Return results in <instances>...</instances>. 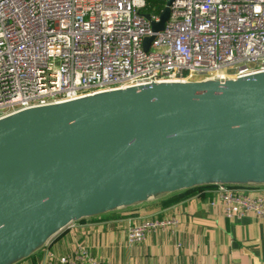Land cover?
I'll return each instance as SVG.
<instances>
[{
	"label": "water",
	"instance_id": "obj_1",
	"mask_svg": "<svg viewBox=\"0 0 264 264\" xmlns=\"http://www.w3.org/2000/svg\"><path fill=\"white\" fill-rule=\"evenodd\" d=\"M216 184L264 185V71L1 115L0 264L29 257L71 222Z\"/></svg>",
	"mask_w": 264,
	"mask_h": 264
},
{
	"label": "built area",
	"instance_id": "obj_2",
	"mask_svg": "<svg viewBox=\"0 0 264 264\" xmlns=\"http://www.w3.org/2000/svg\"><path fill=\"white\" fill-rule=\"evenodd\" d=\"M164 5L0 0V116L102 90L264 71V0H172L162 28L154 30ZM212 186L211 203L225 217L251 213L264 220V185ZM177 222L143 217L128 227L127 241ZM56 260L109 264L81 248Z\"/></svg>",
	"mask_w": 264,
	"mask_h": 264
},
{
	"label": "crops",
	"instance_id": "obj_3",
	"mask_svg": "<svg viewBox=\"0 0 264 264\" xmlns=\"http://www.w3.org/2000/svg\"><path fill=\"white\" fill-rule=\"evenodd\" d=\"M199 194L168 206L157 202L175 195L74 221L13 264H58L57 256L80 248L109 264H264V220L251 213L227 218L219 203ZM152 215L174 216L178 222L128 242V227Z\"/></svg>",
	"mask_w": 264,
	"mask_h": 264
},
{
	"label": "trees",
	"instance_id": "obj_4",
	"mask_svg": "<svg viewBox=\"0 0 264 264\" xmlns=\"http://www.w3.org/2000/svg\"><path fill=\"white\" fill-rule=\"evenodd\" d=\"M164 2H165V0H148V4H150V5L153 4L158 9L161 6H163ZM212 187H213L212 185L195 187V188L186 190L184 192H181L178 195H175L173 197H170V198H167L165 200L159 201L157 203H158V206H168V205L180 200L181 198H185V197L190 196L192 193H195L197 191L200 193L199 194L200 196H206L208 198H211L212 197V192H211V188Z\"/></svg>",
	"mask_w": 264,
	"mask_h": 264
}]
</instances>
